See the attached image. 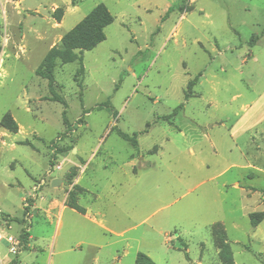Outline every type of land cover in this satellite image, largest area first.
Segmentation results:
<instances>
[{"label": "rangeland", "instance_id": "374dc122", "mask_svg": "<svg viewBox=\"0 0 264 264\" xmlns=\"http://www.w3.org/2000/svg\"><path fill=\"white\" fill-rule=\"evenodd\" d=\"M100 3L105 40L54 68L63 106L37 68ZM263 29L264 0H0V264H222L215 224L264 264Z\"/></svg>", "mask_w": 264, "mask_h": 264}, {"label": "trees", "instance_id": "16d2710c", "mask_svg": "<svg viewBox=\"0 0 264 264\" xmlns=\"http://www.w3.org/2000/svg\"><path fill=\"white\" fill-rule=\"evenodd\" d=\"M185 7H179L180 11H184ZM173 11V8L170 7L166 11L163 19ZM53 16L59 22L62 16V10L60 8L55 9ZM113 22V17L102 3L96 5L79 23H77L71 30L63 35L59 47L51 48L48 53L45 55L41 64L37 68V75L42 77L47 81V87L52 95V100L61 103L65 106V102L59 96L54 93V77L53 72L58 61L62 63H72L74 61L82 65V58L77 54L83 51H90L95 48L98 44L105 40L104 29ZM262 34H264V29ZM250 44H253V41H250ZM77 52V53H76ZM181 108V105L177 106L169 116L165 117L168 119L174 116L178 109ZM63 122L66 124L65 111L62 112ZM0 127L6 130L9 133L15 134L18 130L16 122L13 120L9 113H6L2 116L0 120ZM118 136L128 142L133 148L137 147L136 136H129L121 131H117ZM66 206L70 209L76 211L79 214H84L85 210L82 209L74 202V196L72 193L68 195V201ZM250 223L252 226H256L262 219L260 213L249 214ZM213 229L214 235H220V251L219 258L222 264H234L232 259V253L225 242L224 233H220L218 230L219 225L215 224ZM28 233L23 231L20 235V242L22 243L23 249H25L26 239ZM134 264H154L152 260L145 256L144 254H137Z\"/></svg>", "mask_w": 264, "mask_h": 264}, {"label": "crops", "instance_id": "0c3cea01", "mask_svg": "<svg viewBox=\"0 0 264 264\" xmlns=\"http://www.w3.org/2000/svg\"><path fill=\"white\" fill-rule=\"evenodd\" d=\"M69 209H70V208H69ZM71 210H72V209H71ZM73 211H74V210H73ZM75 212H76V211H75ZM62 214H63V211L61 212V214H60V216H59V218H58L57 225L60 224V219H61ZM30 238H31V237H30ZM28 246H29V244H28ZM3 247H4V245L0 243V257H1L3 260H6L5 262H7V261H8V257H7L5 254L2 255ZM1 255H2V256H1ZM19 264H22V263H19Z\"/></svg>", "mask_w": 264, "mask_h": 264}, {"label": "water", "instance_id": "95a60500", "mask_svg": "<svg viewBox=\"0 0 264 264\" xmlns=\"http://www.w3.org/2000/svg\"><path fill=\"white\" fill-rule=\"evenodd\" d=\"M55 184H57V181L56 180L52 181L51 185L54 186Z\"/></svg>", "mask_w": 264, "mask_h": 264}]
</instances>
